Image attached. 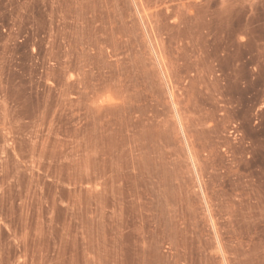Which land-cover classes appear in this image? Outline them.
Masks as SVG:
<instances>
[{
    "label": "rangeland",
    "instance_id": "1",
    "mask_svg": "<svg viewBox=\"0 0 264 264\" xmlns=\"http://www.w3.org/2000/svg\"><path fill=\"white\" fill-rule=\"evenodd\" d=\"M0 264H264V0H0Z\"/></svg>",
    "mask_w": 264,
    "mask_h": 264
}]
</instances>
